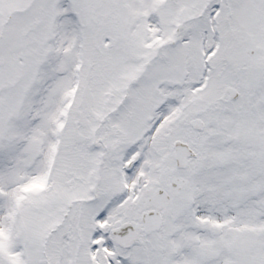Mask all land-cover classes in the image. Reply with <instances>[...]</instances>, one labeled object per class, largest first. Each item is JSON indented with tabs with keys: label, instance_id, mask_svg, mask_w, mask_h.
Listing matches in <instances>:
<instances>
[{
	"label": "snow or ice",
	"instance_id": "obj_1",
	"mask_svg": "<svg viewBox=\"0 0 264 264\" xmlns=\"http://www.w3.org/2000/svg\"><path fill=\"white\" fill-rule=\"evenodd\" d=\"M0 264H264V0H0Z\"/></svg>",
	"mask_w": 264,
	"mask_h": 264
}]
</instances>
